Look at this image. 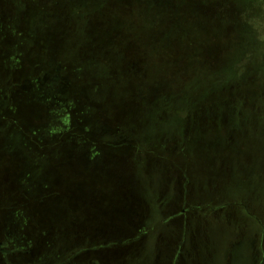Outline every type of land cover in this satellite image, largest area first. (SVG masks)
<instances>
[{
	"label": "rangeland",
	"instance_id": "1",
	"mask_svg": "<svg viewBox=\"0 0 264 264\" xmlns=\"http://www.w3.org/2000/svg\"><path fill=\"white\" fill-rule=\"evenodd\" d=\"M189 219L180 264L263 257L264 0H0L11 263L167 264Z\"/></svg>",
	"mask_w": 264,
	"mask_h": 264
},
{
	"label": "flooded vegetation",
	"instance_id": "2",
	"mask_svg": "<svg viewBox=\"0 0 264 264\" xmlns=\"http://www.w3.org/2000/svg\"><path fill=\"white\" fill-rule=\"evenodd\" d=\"M188 198L189 196V192L184 190V197ZM184 198V208H183V212L182 214H180V216H185V213L187 211V209L185 208V206L187 205V200ZM190 224V219L187 223H185L184 225H182V230L183 232V238H186L184 241L183 238L181 239V244L180 246H178V250L172 255V256H168L167 258V264H180V259L182 257H184L183 255V248L186 246V244H188V239H190L189 233H188V225ZM51 235V231L50 230H45L43 231V233H41L40 235V241L45 243L47 241V239L49 238V236ZM146 235V233H141L138 236H136L135 238H130V240H127L125 242H123L124 244H129V243H135L139 240H141L142 238H144ZM187 240V241H186ZM92 249L91 248H81L78 249L77 253L72 256L70 259H68L67 261L61 263V264H100L99 260L95 259V258H90L89 262L85 263V262H80V259H84V258H89L92 255ZM24 254V255H28V256H36L38 255V248H31L29 250H22V251H16L14 249H12L10 247V244L7 241L4 240H0V264H12L11 262L12 257L16 256V254ZM160 256L157 257V260H159ZM258 261V260H257ZM76 262V263H75ZM257 264H264V252H263V257L261 256V260L259 262H257Z\"/></svg>",
	"mask_w": 264,
	"mask_h": 264
},
{
	"label": "crops",
	"instance_id": "3",
	"mask_svg": "<svg viewBox=\"0 0 264 264\" xmlns=\"http://www.w3.org/2000/svg\"><path fill=\"white\" fill-rule=\"evenodd\" d=\"M145 237H148V236L146 235ZM145 237H144V238H145Z\"/></svg>",
	"mask_w": 264,
	"mask_h": 264
}]
</instances>
